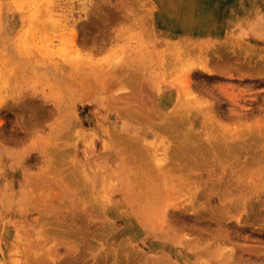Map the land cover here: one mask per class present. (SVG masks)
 I'll return each mask as SVG.
<instances>
[{"label": "rangeland", "instance_id": "obj_1", "mask_svg": "<svg viewBox=\"0 0 264 264\" xmlns=\"http://www.w3.org/2000/svg\"><path fill=\"white\" fill-rule=\"evenodd\" d=\"M113 1L129 40L104 63L79 58L92 0H0V264H264V42L232 23L264 0L164 37L169 0ZM111 67L153 86L122 96ZM99 81L114 92L79 98Z\"/></svg>", "mask_w": 264, "mask_h": 264}, {"label": "bare ground", "instance_id": "obj_2", "mask_svg": "<svg viewBox=\"0 0 264 264\" xmlns=\"http://www.w3.org/2000/svg\"><path fill=\"white\" fill-rule=\"evenodd\" d=\"M92 2L95 3V6L96 8H99L100 10H102L104 7L106 8V6L108 5L107 3V0H92ZM202 2L203 4L205 3L206 4V7L204 8V6L202 5ZM176 3V5L174 4ZM181 3V7L182 8H179L177 6V4H180ZM113 7H110L111 8V12H110V15H112L113 17H116V18H119V19H122L124 22V20H127V19H130V14L128 15L127 12L125 10H127V8L124 7V4L122 2V7H120L122 10L121 11H117L116 8H119L118 7V4L116 3H113ZM219 3H215L211 0H169L168 1V6H167V11H163V12H159L158 13V20L160 22V25H162L163 27L167 28V29H172L174 32L177 31V32H187V31H190V30H205V29H208L209 27L210 28H213V27H220L222 26L220 23H223V18H222V15H223V12L222 10L220 11V8H219ZM173 5H175V7H173ZM202 5V6H201ZM111 6V5H109ZM175 9H177L179 11V13L177 14L178 17V21H176V23L172 22V24H169L167 27L165 25H163V22L164 21H168L169 19L173 18V14L175 12ZM49 11V9H47ZM89 10H92V6L89 7ZM89 10L86 11L89 12ZM91 12V11H90ZM131 13V12H130ZM172 14V15H171ZM109 15H105V17L103 18V16H101V25L106 21L108 22V20L106 19V17H108ZM176 20V19H175ZM232 23H235L234 27L235 29L237 28L238 31H237V36L240 37V38H245V37H251V39L253 41H256V42H264V15L260 13L259 9L257 8H252L250 10H247L245 13H244V16L243 17H234L232 18ZM100 25V26H101ZM96 28H98V26L95 24L94 25ZM99 26V27H100ZM188 27V28H186ZM192 28V29H191ZM194 28V29H193ZM232 28L231 32L233 30H235ZM118 30V32H117ZM133 30V28H132ZM100 31V30H99ZM113 30H111L112 32ZM123 31H128L129 32V26L128 25H124L122 24V26H118L114 29V32H117L119 33L117 35H115V39L116 41H120L121 44H115V46H111L109 47V51L106 52V54H109L110 52L112 51H115L116 48H118V46H128V43L127 41L129 39H127L125 37V34H122ZM113 32V33H114ZM79 34H80V31H79ZM69 35V34H68ZM72 36H73V33H72ZM74 36H75V33H74ZM66 37V36H65ZM67 38V37H66ZM72 38V37H70ZM74 39V38H73ZM70 40V39H69ZM71 45V44H70ZM117 45V46H116ZM116 47V48H115ZM114 48V49H113ZM196 48V47H195ZM103 49L102 47H93V48H90L88 49V51L86 52V54L84 55H81L82 53V50H81V47H79V58H81V60L83 61H86L88 62L90 59L91 61H93V59L91 58V51H96V50H101ZM81 50V51H80ZM85 50V49H84ZM196 51V50H195ZM126 52V51H125ZM17 54V53H16ZM110 56H111V53H110ZM107 57V56H106ZM11 61V60H10ZM27 61V60H26ZM81 62V61H80ZM102 62L104 63H108L109 61L108 60H105V59H102ZM115 63V60L113 59L111 61V63ZM7 63V62H6ZM82 63V62H81ZM232 65V64H231ZM27 66V65H26ZM134 66V65H133ZM158 67V66H157ZM161 68V67H160ZM105 67L103 68H98L95 73L96 75H98L97 77H100V76H104V77H107L106 76V73L105 71H103L102 73H100L101 70H104ZM111 70L112 71H115L113 69V67H111ZM110 70V71H111ZM140 74V72H136L133 71V69H121V70H117L114 72L112 76V78L114 79V81L116 82V80H118L120 77H123L125 79V83L127 84H131L132 86L135 87V84H132V81L135 82V79L137 78V76ZM138 78H140L137 82V84H144V81H145V74L142 73L141 77L139 76ZM106 82H103V81H99L97 83V87H105L106 86ZM130 85V86H131ZM197 141V140H196ZM199 147V146H198ZM201 147V146H200ZM121 156V155H120ZM59 157H57V160L59 161ZM126 159V158H125ZM55 161V160H54ZM60 164V163H59ZM65 164V163H64ZM71 168V167H69ZM122 168V167H121ZM82 171V170H81ZM18 173V172H17ZM16 176H14L15 178ZM12 178L13 177H10L8 176V180H7V185L8 186L7 188L9 189L11 184H12ZM23 178V177H22ZM28 178V177H27ZM33 178V177H32ZM30 178V179H32ZM70 178V177H69ZM6 179V178H5ZM24 179V178H23ZM22 180V179H21ZM68 181H70V179H66ZM99 181V180H98ZM82 182H83V179H82ZM17 183V182H16ZM15 185V183H14ZM26 185V184H24ZM99 185V183H98ZM6 188V189H7ZM2 191V190H1ZM1 195V194H0ZM11 195V194H10ZM16 195V194H15ZM23 197V196H22ZM18 199V198H17ZM22 199V198H21ZM19 199V200H21ZM16 200V199H15ZM17 201V200H16ZM14 201V202H16ZM27 201V200H26ZM33 202V201H32ZM20 203V202H19ZM28 203V202H27ZM33 204V203H32ZM15 205V204H13ZM31 205V204H30ZM34 205V204H33ZM37 206V205H36ZM35 206V207H36ZM12 208V207H11ZM10 208V209H11ZM127 209V208H126ZM13 214V213H12ZM9 220V219H8ZM63 222V221H62ZM5 223V222H4ZM16 223V222H15ZM16 225V224H15ZM19 226V225H18ZM6 232L9 234L10 230L9 228L7 227L6 228ZM21 233V232H20Z\"/></svg>", "mask_w": 264, "mask_h": 264}, {"label": "crops", "instance_id": "obj_3", "mask_svg": "<svg viewBox=\"0 0 264 264\" xmlns=\"http://www.w3.org/2000/svg\"><path fill=\"white\" fill-rule=\"evenodd\" d=\"M113 3H116L115 1H113ZM115 6V5H114ZM111 6L107 5L106 8L104 7L102 10H100L99 8H96L95 6H92V10H89V12H87V15L89 16V19L87 21V27L88 29L86 30H81L80 34H79V47L83 48L84 46L87 48H97V47H102L103 49L101 50H96V51H91L92 55V59L93 61H97L100 62L101 59H104L106 57V52L109 51V47L114 46L116 44V39H115V32L111 30H114L116 27L115 25L122 23V19L113 17L112 15H110L111 12ZM79 10H81V7H79ZM91 11V12H90ZM158 10H156V12L151 13L152 16L155 19L154 22V27L156 28V31H159L161 34L163 33L162 31V26L161 28L157 25L159 22L158 20ZM109 15L108 17H106V19L108 20V22H104L101 25V16H103V18L105 17V15ZM124 25H126V23L128 24L127 20H124ZM97 25L98 28H96L94 25ZM89 25V26H88ZM101 25V26H100ZM121 25V24H120ZM102 27V30H100V27ZM188 28V27H186ZM91 29V30H89ZM94 29H97V31L94 33ZM192 29V28H191ZM194 29V28H193ZM87 30L90 32L88 33ZM100 30V31H99ZM114 32V33H113ZM158 35V33H157ZM163 35V34H162ZM160 36V34H159ZM165 35H163L164 37ZM167 37H173L176 35H170L169 33L166 35ZM158 38V37H157ZM160 39V37H159ZM162 39V38H161ZM100 55H102V58L99 59H95V57H100ZM147 73H145V81L144 84L140 85L137 84L138 80L140 78H138L140 76V74L137 76V78L135 79V82L132 81V84H135V87L132 86L131 84V88L132 91L130 94L128 95H122V96H127V97H136L137 94H139L140 92L147 90L148 88V84L152 85V81H150L147 77H146ZM115 83H113L112 81H108V83L106 84L105 87H97V83H93L92 87L90 89H86L83 87H79L77 89H79L80 93L79 98H81L83 96V94H87V93H93V92H106V91H110V92H114L115 90ZM153 86V85H152ZM82 95V96H81ZM85 96V95H84ZM118 99L119 101H121V99L114 97L113 100ZM129 98H127L128 100ZM112 98L109 99V102L113 101ZM108 103L106 102V104H103L101 98H99V96H96L91 99V102L89 104H86L84 107L87 108V112L85 116H88L90 118H100L101 116H104V114H107L108 112L106 111V107L104 108L103 106H107ZM106 111V112H105ZM115 137V136H114ZM114 143H116V139L114 141ZM10 177H13L12 174H10Z\"/></svg>", "mask_w": 264, "mask_h": 264}]
</instances>
